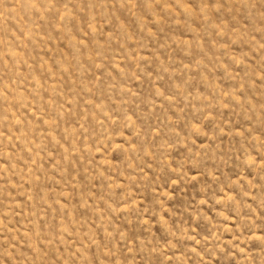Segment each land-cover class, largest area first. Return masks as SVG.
Wrapping results in <instances>:
<instances>
[{
	"label": "rangeland",
	"instance_id": "374dc122",
	"mask_svg": "<svg viewBox=\"0 0 264 264\" xmlns=\"http://www.w3.org/2000/svg\"><path fill=\"white\" fill-rule=\"evenodd\" d=\"M0 264H264V0H0Z\"/></svg>",
	"mask_w": 264,
	"mask_h": 264
}]
</instances>
